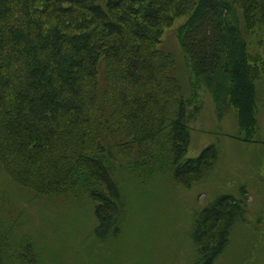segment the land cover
I'll return each instance as SVG.
<instances>
[{"label":"rangeland","instance_id":"rangeland-1","mask_svg":"<svg viewBox=\"0 0 264 264\" xmlns=\"http://www.w3.org/2000/svg\"><path fill=\"white\" fill-rule=\"evenodd\" d=\"M75 9L60 17L37 0H0V63L12 65L8 60L19 58L12 52L24 49L32 66L47 59L57 77L56 67L77 61L79 50L105 56L96 69H110L106 103L126 146L115 147L119 160H147L159 137L165 143L159 133L180 91L192 111L186 157L209 145L218 156L177 179L165 171L142 182L143 164L135 166L137 178L118 173L126 206L117 235L103 239L96 236V202L65 189L69 158L109 131L93 110L95 78L78 76L86 90L77 95L82 110L62 125L34 106L23 123L22 112L0 99V233L7 250L0 264H195L198 248H213L225 226L210 219L196 246L195 215L220 195L233 196L242 217L214 264H264V0H123L110 14L122 33L112 36L85 7ZM62 27L71 32L61 58L54 32ZM35 47L49 53L39 57ZM66 81L64 73V104L73 94ZM83 173L97 178L88 166Z\"/></svg>","mask_w":264,"mask_h":264},{"label":"trees","instance_id":"trees-1","mask_svg":"<svg viewBox=\"0 0 264 264\" xmlns=\"http://www.w3.org/2000/svg\"><path fill=\"white\" fill-rule=\"evenodd\" d=\"M37 1L48 8L52 7V12L60 17H70L74 14L77 6L85 7L96 24L99 25L97 22H100L108 36L122 33L121 25L113 22L110 14L122 6L123 0ZM203 1L199 0V3ZM198 13L205 12H199L195 9L192 14ZM205 14L211 19L217 15V10L213 13L207 12ZM80 27L82 29H91L88 24H82ZM66 32L67 29H64V27L54 32V37L59 36L57 40L60 45L57 46L54 43V46L57 50V56H61V58L64 56V48L69 47L67 34L71 31L65 34ZM43 48L35 47L39 57L46 52L49 53L47 50L43 51ZM50 50L54 52L53 49ZM12 54L19 57L8 60L12 65L10 63H0V99L7 107L22 112L21 119L23 123L27 122V114L31 117L33 106L38 113L42 111L46 114V117L58 125L64 124L65 118L69 119V114L78 116L82 106L78 101L77 95L82 92L86 93V90L78 85V76L95 78L96 104L93 110L98 111L103 121L108 125L109 131L105 130L101 133L91 150L84 152L80 156L78 155L77 158L72 160L69 158L66 164L65 189L76 196H78V193H84L89 199L96 202L94 210L99 222L96 230L97 237L104 239L109 235L116 236L120 230L118 224L123 217L126 202L125 196L122 194L121 184L117 179L118 173H127L135 176V173L137 175L135 166L143 164L141 171L143 174L142 182L148 178L154 179L165 171H168L167 174L170 177L177 179L181 175L199 173L201 167L208 163L209 158L216 160L218 151L214 145L207 146L197 157H186L190 143L188 124L191 120L192 111L187 107L186 100L188 96L186 97L183 91H180L175 102L173 101L174 111L169 115V119L159 133V136H165V143L161 144L162 142H159L161 137H159L155 147L146 151L148 153L147 160L139 159V155L136 154L133 156V160L123 162L115 154V147L120 150L126 149V146L121 143L123 141L121 133L116 132L112 128L113 115L115 113V109L111 107L113 104L111 102V105L106 103L110 93V69L106 66L98 69V72L96 69L99 66L97 65L98 61L105 56L101 57L87 49L79 50L76 52L77 61L68 64L65 69L63 65L56 67V70L60 72L56 77L54 69L47 63V59L41 58L42 60L39 59L38 61L36 58L35 64L32 66L29 63L31 56L26 54L24 49H17ZM0 58L3 57L1 56ZM87 66L94 67V71L83 73L81 69H85ZM64 73L67 85H72L73 91L71 100L66 104H64L65 90H62V86L64 87ZM58 87L60 90L57 93ZM40 117L43 116L39 115L37 119ZM8 123L11 125L13 121L9 120ZM87 166L91 171H95V174H93L97 176L95 180L90 176L92 173L82 174V169L87 168ZM240 217H242L240 204L231 195H220L214 202L195 215L191 235L196 246L205 237L206 223L210 219L220 218L225 220V226L219 233L217 244L213 248H198L199 259L195 264H214L226 249L230 229ZM3 238L4 236L0 233V257L7 252L6 241H3Z\"/></svg>","mask_w":264,"mask_h":264}]
</instances>
